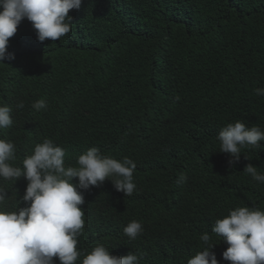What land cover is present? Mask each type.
I'll return each mask as SVG.
<instances>
[{"label":"trees","instance_id":"1","mask_svg":"<svg viewBox=\"0 0 264 264\" xmlns=\"http://www.w3.org/2000/svg\"><path fill=\"white\" fill-rule=\"evenodd\" d=\"M68 15L71 31L56 41L39 42L26 18L18 25L7 48L14 58L0 64V106L19 117L37 100L70 99L68 110L79 113L70 158L100 141L120 156L125 128L146 137L155 115L176 124L149 150L148 165L146 155L134 157L138 193L116 200L119 218L84 215L78 240L89 251L77 247L76 264L98 244L118 257L142 254L140 264H187L206 247L205 233L219 264H230L222 256L228 245L211 228L238 207L264 211V183L244 171L252 164L264 174V141L230 164L218 133L238 120L264 130V96L255 92L264 89V0H82ZM27 183L0 185L9 195L0 208L27 206ZM169 196L179 218L166 223ZM131 221L143 227L134 240L123 231Z\"/></svg>","mask_w":264,"mask_h":264},{"label":"clouds","instance_id":"2","mask_svg":"<svg viewBox=\"0 0 264 264\" xmlns=\"http://www.w3.org/2000/svg\"><path fill=\"white\" fill-rule=\"evenodd\" d=\"M81 3L82 0H0V64L14 58L7 51L9 38L22 20L32 23L39 42L56 41L71 31L69 11L79 9ZM255 92L264 96V89L257 88ZM57 98L58 95L50 101ZM68 100L49 104L37 100L32 110L28 109L29 115L19 117L11 113L10 107L0 106V185L19 178L28 181L22 197L27 206L12 212L0 208V264H54V257L60 264H76L81 257L77 247L89 251L86 243L78 240L86 224L84 215L103 221L119 218L121 215L114 208L116 200L124 201L138 193L134 157L142 159L146 155L143 159L148 165L149 150L155 151L163 139L167 140L172 125H176L169 126L167 116L155 115L146 137L125 128L126 149L120 156L102 151L98 147L106 143L100 141V145L81 147L70 158L69 146L77 134L73 124L78 122L79 113L68 110ZM17 107L23 108V102ZM165 109L173 115L171 109ZM218 139L220 152L229 154V163L234 164L240 160L243 148L259 146L258 142L264 141V130L255 125L249 128L238 120L223 127ZM128 147L132 148L130 155H126ZM244 171L264 183V174L258 173L257 167L248 164ZM184 180L182 175L177 182ZM157 189L158 184L155 193ZM8 197L0 186V206ZM166 206L170 208L164 221L177 220V202L169 196ZM123 231L134 240L142 234L143 227L140 222L131 221ZM211 231L228 245L222 256L230 264H264V211L238 207L216 220ZM200 239L206 247L187 264H219L210 235L205 233ZM141 258L142 254L133 252L114 256L98 244L83 256L82 264H140Z\"/></svg>","mask_w":264,"mask_h":264}]
</instances>
